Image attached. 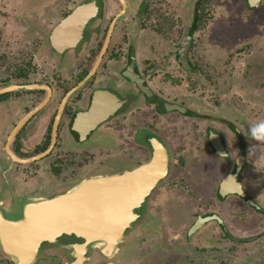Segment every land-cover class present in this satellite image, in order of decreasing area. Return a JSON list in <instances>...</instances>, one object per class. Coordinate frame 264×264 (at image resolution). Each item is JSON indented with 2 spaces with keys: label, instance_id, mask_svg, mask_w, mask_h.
<instances>
[{
  "label": "flooded vegetation",
  "instance_id": "af4514ba",
  "mask_svg": "<svg viewBox=\"0 0 264 264\" xmlns=\"http://www.w3.org/2000/svg\"><path fill=\"white\" fill-rule=\"evenodd\" d=\"M93 1L99 12L81 41L57 44V27ZM213 1L0 0V193L66 195L85 180L148 162L162 146L167 177L109 264H201L228 241L263 238L264 152L245 135L258 123L260 102L246 95L251 111L244 112L239 91L207 95L205 61L195 55V34L220 31L236 13L238 0H224L225 10ZM241 8L247 18L264 16V0ZM212 98L220 101L211 106ZM81 241L63 236L43 245L36 264L71 263L66 246ZM0 264L11 263L0 255Z\"/></svg>",
  "mask_w": 264,
  "mask_h": 264
},
{
  "label": "water",
  "instance_id": "95a60500",
  "mask_svg": "<svg viewBox=\"0 0 264 264\" xmlns=\"http://www.w3.org/2000/svg\"><path fill=\"white\" fill-rule=\"evenodd\" d=\"M98 12L95 1L78 7L57 27L55 42H80ZM72 30L74 36L67 40L64 35ZM168 172V154L160 146L148 162L127 172L85 180L66 195L0 201L1 257L11 264H36L43 245L75 236L82 241L66 246L74 259L67 264H88L98 252L107 261L104 264H109L125 233L139 219L140 209ZM15 204L20 205L18 213H13Z\"/></svg>",
  "mask_w": 264,
  "mask_h": 264
},
{
  "label": "rangeland",
  "instance_id": "374dc122",
  "mask_svg": "<svg viewBox=\"0 0 264 264\" xmlns=\"http://www.w3.org/2000/svg\"><path fill=\"white\" fill-rule=\"evenodd\" d=\"M243 1L244 0H238L236 13L235 15H231L233 16V20L231 23H228L227 26H223L220 31L214 30L217 28V25L214 24L216 26H212L210 29L203 27L201 32L199 31L195 34L196 39L199 40L198 46L196 45L197 48L195 55L199 60L205 61V64L202 67V75L203 77L208 75L205 81L210 82V85L212 86V88H210L206 83L208 85L206 94L209 96H217L219 92H223L224 89H227L228 87L231 88L232 93L238 91L240 94L242 93L243 98H240L241 101L245 100L246 95H252L251 97L257 100V103L258 100L260 102V104L254 105L256 109L254 108L253 111L258 114L255 115L254 122H260L264 121V106L262 107V103H264V16L261 17L263 14L261 12H256V15L251 16L252 18H247V15H241L243 12L241 11ZM213 3L218 5V7L223 8V10L227 8V2H224V0H214ZM231 5L232 3L230 6ZM2 9L0 8V10ZM260 11L263 12L264 9H261ZM229 13L230 11H225V16H228ZM229 19L227 18V20ZM219 21L220 20L217 19V22ZM184 33V31L181 32L183 36ZM200 81L204 82V79L201 78ZM185 90L186 88L184 91ZM200 98L201 97L198 95L197 99ZM214 100L216 102L220 101L219 98L207 99L208 102L210 101V104L212 102L211 106H213ZM245 101L239 108L244 112L251 111L250 104L248 101ZM220 104L223 106L222 103ZM225 107L228 113L230 110H234L231 106ZM257 108H260L259 112L256 111ZM213 117L214 115L212 114V118ZM245 117H248V115ZM213 120L215 121L214 118L211 121ZM258 145L259 152H264V141L259 140ZM252 150H255V152L257 151V149ZM262 156L264 157V153L259 159L260 169H264ZM119 167V165H116L114 169L118 170ZM260 179L263 181L264 176H261ZM1 186L2 185L0 184V187ZM14 186L20 188V186L26 185L15 184ZM23 196L30 197L32 195L28 194ZM21 197V195L10 196L0 193V201L8 200L10 203L13 202V200L21 199ZM260 202L264 204V198H260ZM19 207L20 205L15 204L13 207V213H18ZM258 220V233L263 234L264 217L260 215ZM240 234L247 235L246 233ZM252 234H256V231ZM62 254L57 252V256H54L59 259ZM211 255L207 259L204 258L201 264H264V237L258 238V240L250 244H237L228 241L224 250H216L211 253ZM50 256L53 255L50 254L49 257ZM4 261L7 260L4 259ZM104 262V259L100 258L95 253L88 264H103ZM112 262L117 264L115 263L116 260H113Z\"/></svg>",
  "mask_w": 264,
  "mask_h": 264
},
{
  "label": "clouds",
  "instance_id": "9594fccd",
  "mask_svg": "<svg viewBox=\"0 0 264 264\" xmlns=\"http://www.w3.org/2000/svg\"><path fill=\"white\" fill-rule=\"evenodd\" d=\"M245 134V133H244ZM250 139L264 141V121H260L249 126L248 132L245 134ZM225 154H220V159H225ZM236 159V157H235Z\"/></svg>",
  "mask_w": 264,
  "mask_h": 264
}]
</instances>
